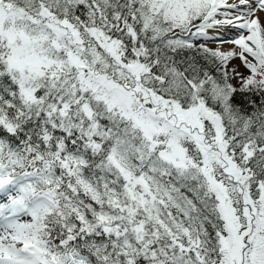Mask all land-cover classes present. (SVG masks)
Returning a JSON list of instances; mask_svg holds the SVG:
<instances>
[{"label":"snow or ice","instance_id":"obj_1","mask_svg":"<svg viewBox=\"0 0 264 264\" xmlns=\"http://www.w3.org/2000/svg\"><path fill=\"white\" fill-rule=\"evenodd\" d=\"M0 264H264V0H0Z\"/></svg>","mask_w":264,"mask_h":264},{"label":"rangeland","instance_id":"obj_2","mask_svg":"<svg viewBox=\"0 0 264 264\" xmlns=\"http://www.w3.org/2000/svg\"><path fill=\"white\" fill-rule=\"evenodd\" d=\"M214 46V45H213Z\"/></svg>","mask_w":264,"mask_h":264}]
</instances>
